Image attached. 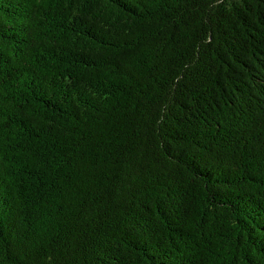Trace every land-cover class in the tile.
Masks as SVG:
<instances>
[{
    "label": "trees",
    "instance_id": "obj_1",
    "mask_svg": "<svg viewBox=\"0 0 264 264\" xmlns=\"http://www.w3.org/2000/svg\"><path fill=\"white\" fill-rule=\"evenodd\" d=\"M0 264H264V0H0Z\"/></svg>",
    "mask_w": 264,
    "mask_h": 264
}]
</instances>
